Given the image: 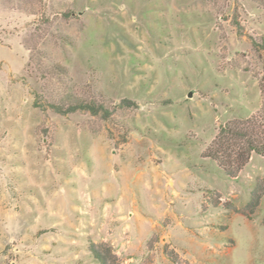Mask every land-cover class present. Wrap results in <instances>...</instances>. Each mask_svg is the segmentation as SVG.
<instances>
[{
    "label": "rangeland",
    "instance_id": "obj_1",
    "mask_svg": "<svg viewBox=\"0 0 264 264\" xmlns=\"http://www.w3.org/2000/svg\"><path fill=\"white\" fill-rule=\"evenodd\" d=\"M262 88L264 0H0V264H264Z\"/></svg>",
    "mask_w": 264,
    "mask_h": 264
},
{
    "label": "trees",
    "instance_id": "obj_2",
    "mask_svg": "<svg viewBox=\"0 0 264 264\" xmlns=\"http://www.w3.org/2000/svg\"><path fill=\"white\" fill-rule=\"evenodd\" d=\"M261 91L264 93V88ZM128 104V100L122 102V105ZM51 107L56 113L62 115L75 111H86L91 115L103 113V117L107 118L109 113L102 106H95L93 103L86 102L68 106L65 110L57 105ZM252 154L264 157V106L260 114L256 116L232 120L220 125L217 134L205 152V157L214 160L227 176L235 177L248 163ZM263 195L264 187L261 189L256 187L246 205L248 213H254ZM89 250L100 264H107V255L95 249L92 244Z\"/></svg>",
    "mask_w": 264,
    "mask_h": 264
},
{
    "label": "water",
    "instance_id": "obj_3",
    "mask_svg": "<svg viewBox=\"0 0 264 264\" xmlns=\"http://www.w3.org/2000/svg\"><path fill=\"white\" fill-rule=\"evenodd\" d=\"M192 94H191V92L188 94V96L190 97Z\"/></svg>",
    "mask_w": 264,
    "mask_h": 264
}]
</instances>
